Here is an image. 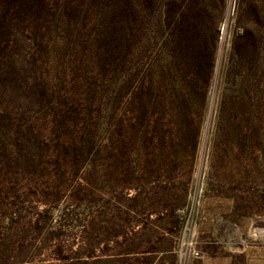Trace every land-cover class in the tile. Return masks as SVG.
I'll return each mask as SVG.
<instances>
[{
  "label": "rangeland",
  "instance_id": "374dc122",
  "mask_svg": "<svg viewBox=\"0 0 264 264\" xmlns=\"http://www.w3.org/2000/svg\"><path fill=\"white\" fill-rule=\"evenodd\" d=\"M0 264H264V0H0Z\"/></svg>",
  "mask_w": 264,
  "mask_h": 264
}]
</instances>
